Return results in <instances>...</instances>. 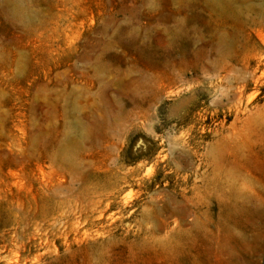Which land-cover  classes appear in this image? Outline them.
<instances>
[{
  "label": "rangeland",
  "instance_id": "rangeland-1",
  "mask_svg": "<svg viewBox=\"0 0 264 264\" xmlns=\"http://www.w3.org/2000/svg\"><path fill=\"white\" fill-rule=\"evenodd\" d=\"M207 207L264 223V0H0V264H173Z\"/></svg>",
  "mask_w": 264,
  "mask_h": 264
},
{
  "label": "bare ground",
  "instance_id": "bare-ground-1",
  "mask_svg": "<svg viewBox=\"0 0 264 264\" xmlns=\"http://www.w3.org/2000/svg\"><path fill=\"white\" fill-rule=\"evenodd\" d=\"M211 207L205 209V222L194 231L175 230L171 246L173 264H257L253 232L263 233V207ZM260 219L256 225L254 218ZM256 247V246H255Z\"/></svg>",
  "mask_w": 264,
  "mask_h": 264
}]
</instances>
